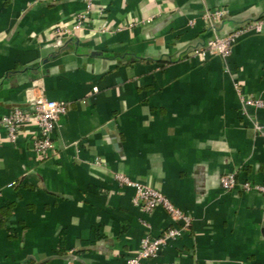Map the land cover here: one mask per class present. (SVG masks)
<instances>
[{
  "label": "crops",
  "instance_id": "crops-1",
  "mask_svg": "<svg viewBox=\"0 0 264 264\" xmlns=\"http://www.w3.org/2000/svg\"><path fill=\"white\" fill-rule=\"evenodd\" d=\"M262 16L264 0H0V117L66 106L47 156L33 121L0 130V264H124L172 221L120 174L190 218L150 264H264V193L220 186L264 181V23L204 50Z\"/></svg>",
  "mask_w": 264,
  "mask_h": 264
},
{
  "label": "built area",
  "instance_id": "built-area-1",
  "mask_svg": "<svg viewBox=\"0 0 264 264\" xmlns=\"http://www.w3.org/2000/svg\"><path fill=\"white\" fill-rule=\"evenodd\" d=\"M223 13V10H214L207 14V18L213 25ZM82 16L79 15V18ZM75 23L74 27H77L78 23ZM263 23L264 16L235 29L229 34L223 36L215 35L207 40L204 50L209 54L227 56L231 52L233 44L241 35L253 30L260 32ZM196 53H199V50ZM200 53L204 52L200 51ZM97 90L96 87L93 88L94 92ZM243 102L245 106L259 107L262 104L261 100L252 97H246ZM65 110L66 106L61 102L48 98H38L30 103L27 109L15 106L8 114L1 116L0 130L4 129L6 131L5 137L9 141L15 142L22 133V127L33 121L38 127V132L33 135L34 148L40 155L47 156L54 145L53 133L57 129L58 117ZM241 111L243 112V109ZM255 129L264 141V124L255 123ZM117 179L119 184L135 188L133 201L144 210L150 211L157 206H162L171 215V226L164 229L157 236H145L137 253L124 262V264H150V260L156 257L167 243L180 237L182 232L189 227L190 218L184 211L175 207L159 190L134 181L123 174L118 175ZM236 185L246 191L256 190L264 193V181L262 183H253L248 180L238 181L235 173H225L220 177V186L223 189L231 190Z\"/></svg>",
  "mask_w": 264,
  "mask_h": 264
}]
</instances>
